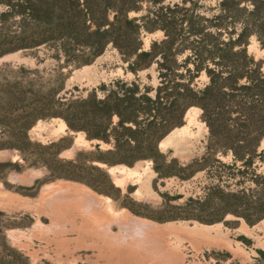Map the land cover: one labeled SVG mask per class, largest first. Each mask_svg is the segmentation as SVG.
Masks as SVG:
<instances>
[{
    "label": "trees",
    "instance_id": "1",
    "mask_svg": "<svg viewBox=\"0 0 264 264\" xmlns=\"http://www.w3.org/2000/svg\"><path fill=\"white\" fill-rule=\"evenodd\" d=\"M165 2L0 0V58L22 51L37 66L54 63L44 70L20 65L17 73L13 71L16 76L2 75L0 150H15L22 163L0 161V168L6 174L11 168L21 173L42 164L55 180L67 177L65 166L75 167L87 156L91 168L111 186L108 172L95 162L133 166L150 159L162 174L156 160L167 159L159 143L183 126L188 110L197 107L208 128L206 153L187 165L176 159L169 163L179 165L174 175L182 179L204 169L211 172L217 183L208 188L207 197L218 193L224 210L205 219L187 210L193 201L189 199L178 206L185 213L178 218L216 223L231 214L255 225L264 219V170L258 172L260 164L264 166V57L257 58L248 48L254 37L264 50V0H215L209 7L201 0ZM158 31L163 38L145 49L144 33ZM109 46L119 52L125 73L135 78L102 83L86 97L66 90L72 72L91 64ZM154 65L157 85L144 84L138 74ZM9 67L0 66V75ZM203 75L207 82L199 87L197 79ZM53 118L62 119L69 131L84 133L87 141L95 142L94 149L77 151L68 160L60 158L71 147L60 146L65 137L47 145L33 142L30 130L38 121ZM36 146L52 150L57 167L31 161L29 150ZM219 154H231V164L222 163ZM214 162L236 172L214 174ZM188 169L191 173L183 175ZM232 182L237 190H232ZM243 207L250 212L241 211ZM257 253L258 261L264 262V251Z\"/></svg>",
    "mask_w": 264,
    "mask_h": 264
},
{
    "label": "rangeland",
    "instance_id": "2",
    "mask_svg": "<svg viewBox=\"0 0 264 264\" xmlns=\"http://www.w3.org/2000/svg\"><path fill=\"white\" fill-rule=\"evenodd\" d=\"M178 1L166 0L165 5ZM201 4L209 7L215 4V0H201ZM146 5L143 4L144 7ZM137 15L131 13V16ZM161 38L162 31L144 33V48L149 49L152 40ZM248 49L257 58L264 57V50L260 49L254 37ZM3 64L10 67L2 71L0 79L3 74L16 76L20 65L27 68L37 66L35 59L25 56L22 51L2 56L0 66ZM53 66V61L48 60L37 67L44 70ZM125 67L119 52L109 46L91 64L72 72L66 82V90L86 97L102 83H110L117 78L134 79L133 74L125 73ZM138 77L144 84L156 86L155 65L140 72ZM206 82L205 75L197 79L199 87ZM192 113L196 114V121L189 124L187 133H180L169 140L166 149L159 147L167 159L156 160L162 174L156 171L153 160L147 171L145 163L143 166L137 162L133 166L93 164L106 171L116 165L136 168L141 178L128 179L123 186L116 185L109 172L113 185L108 184L101 172L91 168L87 156H81L75 167L65 166L67 177L55 180H51L48 168L42 164L37 168H26L21 173L11 168L6 174L0 168V264H264L257 259V250L264 251V219L250 226L231 214L216 223L178 218L185 214L178 206L189 199L193 201L188 202L187 210L205 219L224 210L218 193L207 197L208 188L217 183L207 169L184 179L174 175L179 165L201 159L206 153L207 125L201 119V109L192 110ZM63 122L60 118L40 120L30 130L29 136L33 142L42 145L65 137L60 146L70 144L71 147L61 152L60 158L63 159H73L77 151L94 149L95 142L87 141L82 132L69 131ZM187 122L185 119L183 126ZM70 148L73 150L67 151ZM3 151L9 154L0 153V161L22 163L15 150H0ZM52 152L36 146L29 150V157L31 161H45L55 168L57 165L51 160ZM217 158L226 165L232 162L231 154H219ZM173 159L179 165L170 164ZM214 168V174L236 172L216 162ZM263 170L264 166L260 164L258 172ZM12 173L28 174L23 179L29 182L13 181ZM190 173L191 169H188L183 175ZM58 182L69 185L61 190L47 186V191L42 193L45 185ZM234 182L231 188L237 190ZM250 184L248 188H254ZM247 193L252 195L250 190ZM179 196L183 197L178 199ZM250 199L254 200V197L250 196ZM250 210L243 207L241 211L248 213Z\"/></svg>",
    "mask_w": 264,
    "mask_h": 264
},
{
    "label": "bare ground",
    "instance_id": "3",
    "mask_svg": "<svg viewBox=\"0 0 264 264\" xmlns=\"http://www.w3.org/2000/svg\"><path fill=\"white\" fill-rule=\"evenodd\" d=\"M192 110H200L196 107H192L188 110V112L186 113V117L185 119L188 121L187 122V125L185 126H182L180 128H176L174 129L166 138H164L161 142H160V148L161 149H166L168 147V144H169V140L171 139H175L180 133H187L188 131V126L189 124H192L194 121H196V114L192 113ZM64 123V122H63ZM64 126L67 128L66 124L64 123ZM77 144V142L75 143V145ZM74 145V146H75ZM74 148V147H73ZM73 148H70L69 150L67 151H71L73 150ZM66 151V152H67ZM0 153H4V154H9L8 152L6 151H3V152H0ZM63 154V153H62ZM145 163V164H144ZM137 165L138 164H141L143 166L144 164V169L145 171L149 170L150 168V164H151V160H145V161H139L136 163ZM108 172L113 180V182L118 185V186H123L126 184V181L128 179H133V178H136L138 179L139 177L141 178V175H140V172L138 170H136V168H128V167H125V166H120V165H116V166H112V167H109L108 168ZM144 172V171H143ZM10 176L12 177V180L13 181H16V180H22V182H29V180L27 179H23L25 178L24 176L22 175H13L10 174ZM18 176V177H17ZM33 178V177H32ZM69 184L67 183H63V182H58V183H52V184H49V185H45L43 188H42V193L46 192V187L47 186H50L51 188H55L57 190H61V189H64L68 186ZM76 185V184H75ZM228 216H231V215H228ZM228 218V217H227Z\"/></svg>",
    "mask_w": 264,
    "mask_h": 264
},
{
    "label": "crops",
    "instance_id": "4",
    "mask_svg": "<svg viewBox=\"0 0 264 264\" xmlns=\"http://www.w3.org/2000/svg\"><path fill=\"white\" fill-rule=\"evenodd\" d=\"M19 175H22V176H24V177H27V176H28V174H26V173H24V174H19Z\"/></svg>",
    "mask_w": 264,
    "mask_h": 264
},
{
    "label": "water",
    "instance_id": "5",
    "mask_svg": "<svg viewBox=\"0 0 264 264\" xmlns=\"http://www.w3.org/2000/svg\"><path fill=\"white\" fill-rule=\"evenodd\" d=\"M159 145H160V143H159ZM160 147V146H159ZM109 168V167H108ZM107 172H108V170H107Z\"/></svg>",
    "mask_w": 264,
    "mask_h": 264
}]
</instances>
